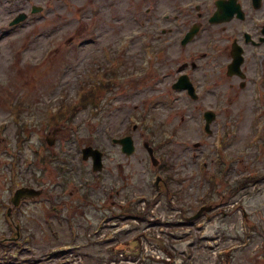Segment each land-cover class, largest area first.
<instances>
[{"label": "rangeland", "instance_id": "obj_1", "mask_svg": "<svg viewBox=\"0 0 264 264\" xmlns=\"http://www.w3.org/2000/svg\"><path fill=\"white\" fill-rule=\"evenodd\" d=\"M185 1L0 0V121L7 122L3 135L10 140L3 142L2 147L13 145L11 112L14 105L23 102V115L31 123L39 114L44 117L46 111L57 109L63 102H76L79 89L87 86L88 77L94 74L100 77L110 65L104 59L105 52L117 48L115 45L121 44V41L129 46L135 43L137 29L132 28H148L147 20L152 16L161 15L173 3ZM32 5L44 6L45 11L39 15H30L22 25L8 27L10 20L19 11H29ZM149 9L151 15L144 16ZM134 16H138L140 21L134 22ZM202 37L205 41L207 33ZM130 48L124 51L130 53L127 62H124L126 65L131 63L132 54L137 53L135 48L130 52ZM185 51L187 54L191 48ZM185 53L178 48L167 55L164 51L155 71L167 70L169 65L175 64L176 54L182 57ZM115 56L123 61L121 53ZM118 73V84L97 102L100 109L79 110L73 120L74 130L60 132L56 136L59 142L64 136H70L76 145L82 147L95 143L99 149L107 151L110 159L104 163L105 172L91 176L90 186L87 187L89 190H76L72 184L68 185L61 193L62 198L57 197L59 189L53 190L50 184L48 188L45 187L46 199L63 207L60 221H65L69 215L75 222V233L78 234L76 244L80 252L77 256L78 264H104L109 248L115 244L120 251L132 253L140 247L161 250L159 246L162 243L173 253L176 264H220L226 250H229L227 256L230 264H264V255L258 247L261 238H254V243L249 246L245 243H249L245 236L249 228L260 226L264 230V142L259 137L262 126L259 125L255 131L256 121L253 117L258 108L248 111L251 106L249 90L240 89L239 81H230L225 73L211 81L207 80L211 84L215 82L214 92L227 95L221 101L225 105L229 104L230 111L220 112L217 123L211 127L212 134L205 136L198 125L197 104L187 107L183 96L177 93L171 94L177 98L175 105L170 104L171 99L167 93L169 85L157 84L160 79L158 77L151 76L144 83L136 82L139 84L133 83L135 86H130L123 82L129 75L128 71L121 68ZM153 98L159 102L149 105L148 99ZM210 99L211 95L209 100L202 99L200 103ZM233 117H236L238 127L235 134L229 135L233 141L226 149L231 163H227L229 171L226 176L218 175L215 191L225 194L229 186L244 175L263 176V179L237 193L229 201L225 197L221 198L229 206L221 204L220 213L209 221H197L188 226L172 224L173 218L179 214V206L188 209L186 216L195 213L199 199L210 188L208 179L213 174L198 172L202 163L194 156V145H202L204 142L205 148L211 149L217 132L225 133L228 127L231 129L223 122ZM150 119H154V122ZM131 121L138 126L133 133L136 149L127 158L111 147L110 139L122 135ZM141 121L146 125H138ZM160 129L164 130V135ZM50 132L38 123L31 124L27 130L30 141L25 145L27 153H23V167L20 165L23 183H29L33 173L41 169L32 152L36 146L40 147ZM165 136H170V142L160 148L158 156L166 153L170 157L167 160L170 168L166 172L171 179L169 191L174 193L172 208L162 200L160 206L152 210L156 218L160 219H151L135 227L130 223L124 226L121 222H109L110 208L115 211L119 204L133 202L140 196L151 199L154 177L152 167L145 159L142 143L152 140L158 145ZM2 147L0 154L3 152ZM1 160L4 161L3 158ZM81 167L86 168L84 165ZM204 167L210 171L214 169V165L209 163ZM52 181L44 182L47 184ZM1 182L3 179H0V188ZM0 195L4 197L6 194L1 191ZM237 203L240 206L235 207ZM55 214L45 203V198L35 200L24 208L23 236L33 235L27 245L28 251L23 253L26 255L23 258L28 259L29 264H53L52 259L49 263H41V259L47 247L59 243L46 224L49 220L54 228L55 220H59ZM0 228L4 229L3 223H0ZM63 232L59 241L72 239L65 226ZM139 233L145 236L137 242V246L133 238ZM89 239L91 241L87 244ZM159 250V255L163 256ZM142 258L147 259L143 264H159L144 251Z\"/></svg>", "mask_w": 264, "mask_h": 264}, {"label": "flooded vegetation", "instance_id": "obj_2", "mask_svg": "<svg viewBox=\"0 0 264 264\" xmlns=\"http://www.w3.org/2000/svg\"><path fill=\"white\" fill-rule=\"evenodd\" d=\"M264 0H262L263 2ZM187 3L186 1L184 4ZM206 4H202V9L205 10ZM172 9V15L166 17L167 21L170 23V25L177 27V24H181V19H183L182 13ZM243 9L245 10V19L241 22L236 19H233L231 22L226 24H220L214 26L215 29L213 31V37L215 38V41H218V43L223 42L224 40H227V42H237L239 45L242 46L241 50L243 51V63H242V69L246 74V77L248 79V84L251 85V81L254 83V77L256 76V67L257 64H259V68L262 72V80L264 84V8H262V5L259 9L254 10L253 8L246 7V5H243ZM197 10H201V8H198ZM201 13H198V17L202 18L200 15ZM243 28L246 30V32L249 34L248 38L244 36V32L242 31ZM171 43L173 39L177 38L179 35L176 34V30L174 28L169 29L168 31ZM181 35V34H180ZM209 41L207 40L205 43L203 40H199L196 42L197 48L194 46L191 47V50H197L207 45ZM218 46V44H217ZM174 50L177 48L176 44L173 45ZM222 53L228 57L230 60L231 52H229V49L227 48V45L223 46L221 49ZM195 52V51H194ZM193 52V53H194ZM212 50H209V52L200 54H207L211 53ZM213 59L208 65H204L203 63L199 66V73L200 75H210V71L216 70L219 72L220 68V60H221V54L219 55L218 52L214 51L211 55ZM222 61H224L225 57L222 56ZM228 60V61H229ZM196 67L191 68L189 71L187 70L188 74L190 71H194ZM191 77V76H190ZM230 81L236 82L238 78L231 77L229 78ZM247 84V85H248ZM246 85V84H245Z\"/></svg>", "mask_w": 264, "mask_h": 264}, {"label": "water", "instance_id": "obj_3", "mask_svg": "<svg viewBox=\"0 0 264 264\" xmlns=\"http://www.w3.org/2000/svg\"><path fill=\"white\" fill-rule=\"evenodd\" d=\"M33 11H35V10L33 9ZM23 19H24L23 15H20V16L15 20V22H18V21L23 20ZM119 143H121V144L123 145V151H124L125 148H127V149H131V142H130L129 139H125V140H123V141H119Z\"/></svg>", "mask_w": 264, "mask_h": 264}]
</instances>
